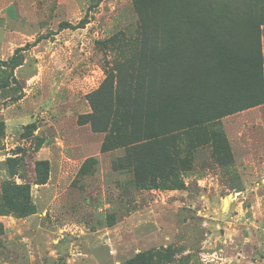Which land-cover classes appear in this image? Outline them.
I'll use <instances>...</instances> for the list:
<instances>
[{"label":"rangeland","instance_id":"1","mask_svg":"<svg viewBox=\"0 0 264 264\" xmlns=\"http://www.w3.org/2000/svg\"><path fill=\"white\" fill-rule=\"evenodd\" d=\"M259 28L261 66L220 75L234 101L264 99V19ZM238 31L230 46L250 55ZM139 33L131 0H0V264H121L141 252L148 264H264V100L207 123L193 151L183 137L157 188L135 184L124 146L101 150L88 95L138 51ZM195 84L200 110L209 83ZM19 185L29 186L25 215L6 204L21 200Z\"/></svg>","mask_w":264,"mask_h":264},{"label":"trees","instance_id":"2","mask_svg":"<svg viewBox=\"0 0 264 264\" xmlns=\"http://www.w3.org/2000/svg\"><path fill=\"white\" fill-rule=\"evenodd\" d=\"M131 1L139 17L140 33L135 37H140V48L115 63L88 98L92 120L102 122L94 123L93 128L105 133L101 150L124 146L120 161L130 169L135 184L157 188L160 176L174 175L183 137L185 151H193L207 142V123L264 100L246 101L243 96L234 101L230 90L220 88L226 82L220 77L225 71L240 75L261 66L259 26L264 19V0ZM86 20L84 17L73 26L83 27ZM239 29L251 36L250 55L239 56L230 46ZM120 36L117 33L109 41ZM188 73L195 75L189 77ZM200 82L202 87L209 83V91L204 97L202 89L204 108L196 110L191 107V95ZM156 92H160L157 101ZM103 95L106 100L97 103ZM176 101L183 102L177 117ZM233 102L237 105L231 107ZM36 165V183L43 184L48 162L41 160ZM172 182V188L179 185L174 176ZM16 194L21 200L8 199L6 204L21 215L30 213L29 186H16ZM147 258L141 252L121 264H148Z\"/></svg>","mask_w":264,"mask_h":264},{"label":"water","instance_id":"3","mask_svg":"<svg viewBox=\"0 0 264 264\" xmlns=\"http://www.w3.org/2000/svg\"><path fill=\"white\" fill-rule=\"evenodd\" d=\"M228 196H230V194H229ZM227 203H228V198L225 197L224 200H223V207H224Z\"/></svg>","mask_w":264,"mask_h":264},{"label":"crops","instance_id":"4","mask_svg":"<svg viewBox=\"0 0 264 264\" xmlns=\"http://www.w3.org/2000/svg\"><path fill=\"white\" fill-rule=\"evenodd\" d=\"M4 1V0H3Z\"/></svg>","mask_w":264,"mask_h":264}]
</instances>
